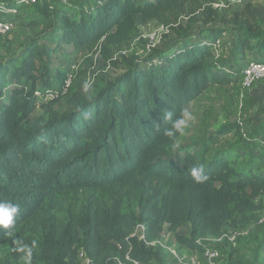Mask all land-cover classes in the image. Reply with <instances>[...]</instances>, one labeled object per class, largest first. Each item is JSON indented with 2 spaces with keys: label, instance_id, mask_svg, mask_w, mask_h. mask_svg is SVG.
I'll return each mask as SVG.
<instances>
[{
  "label": "trees",
  "instance_id": "obj_1",
  "mask_svg": "<svg viewBox=\"0 0 264 264\" xmlns=\"http://www.w3.org/2000/svg\"><path fill=\"white\" fill-rule=\"evenodd\" d=\"M216 1L82 0L77 11L60 10L58 31L66 43L94 48L122 68L92 91L73 92L69 109L55 107L60 98L44 101L37 94L59 86L44 51L34 53L29 44L0 57V201L20 206L14 230L6 236L0 229V247L35 240L32 264H81V249L93 264H167L152 244L166 227L196 251L198 239L240 229L246 213L263 211L264 173L215 148L221 136L239 133L240 123L224 122L194 150L177 147L181 134L175 143L163 136L170 126L162 120L165 111L175 119L210 85L236 80L237 71L219 65L213 51L227 32L241 58L252 54L264 62V4L243 2L219 19ZM51 8L43 0L45 17ZM140 20L174 31L176 42L145 60L115 58V47L142 39ZM191 167L208 179L195 182ZM187 225L188 235L181 233ZM222 250L224 264L258 261L237 245ZM21 257L13 252L0 264H25Z\"/></svg>",
  "mask_w": 264,
  "mask_h": 264
},
{
  "label": "rangeland",
  "instance_id": "obj_2",
  "mask_svg": "<svg viewBox=\"0 0 264 264\" xmlns=\"http://www.w3.org/2000/svg\"><path fill=\"white\" fill-rule=\"evenodd\" d=\"M219 1L223 4L218 8L219 19L230 17L234 11L242 8L243 2H251L254 5L264 4V0ZM49 2L53 13L48 17L44 16L40 1L34 4H18L15 13L4 12L3 7L0 6V20L14 23L10 32L0 33V57L7 56L21 47L31 44L34 53L40 50L45 52V59L50 65L56 85H60L68 72H73L74 80L69 93L62 96L55 104L57 109L65 110L71 108L68 103L71 94L75 91L84 92L83 85L85 83L90 85L87 92L92 91L97 83L114 79L122 72V68L112 66L99 53H96L94 48H76L73 44L66 43L62 34L59 33V11L62 9L69 13L77 11L82 0H72L68 4H62L56 0ZM36 20L40 24L31 26V22ZM185 21L186 19L182 18V22ZM139 25L142 39L135 38L115 47L112 51L115 58L126 55L145 60L153 55L155 50L168 49L177 40L174 31L170 29L163 31L162 25L156 21L143 23L140 20ZM219 25L221 23L216 22L212 26ZM154 32L160 33V37L156 41V45L151 46L147 37ZM213 51L216 57L215 61L219 65L226 70L237 71L236 76L234 75L236 80L228 85H210L200 97L186 106L185 110L193 118L189 127L180 135L177 147L186 146L187 149L194 150L193 147L198 142L209 139L224 122H238L241 125L240 132L221 136L215 148L229 149L228 152L238 165L252 163L255 169L264 173V79L256 81L250 88L243 86V67L247 60L254 57L251 54L245 60L241 58L234 49L233 33L227 32L217 40ZM10 82L13 83L12 78H10ZM40 114L41 110L38 109L33 116L36 117ZM261 213L262 211H256L255 215L249 213L243 216L240 229L244 234L236 244L249 256L256 254L258 256L256 264H264V227L253 225ZM137 233L140 235L139 229ZM181 233L188 235L190 233L189 226H185ZM159 241L164 242L167 246L177 247L174 245L175 239L167 227L161 232ZM12 248L10 245L1 246L0 260L13 254ZM161 250L164 262L174 264L170 251L163 247ZM225 260L226 258L224 262Z\"/></svg>",
  "mask_w": 264,
  "mask_h": 264
},
{
  "label": "built area",
  "instance_id": "obj_3",
  "mask_svg": "<svg viewBox=\"0 0 264 264\" xmlns=\"http://www.w3.org/2000/svg\"><path fill=\"white\" fill-rule=\"evenodd\" d=\"M43 2V0H23L22 4H34L37 2ZM50 1V0H48ZM62 4L71 3L72 0H56ZM241 0H234V2H238ZM18 5V4H16ZM16 5L8 6L5 4H0L3 7L4 12L11 11L12 13L16 12ZM216 8H220L223 6L222 2L217 0L214 3ZM14 27V23L8 20H0V33H8ZM161 29L163 31H167L169 28L162 26ZM160 37V33L154 32L150 34L147 38L149 44L151 46L156 45V41ZM243 77L242 84L244 87L250 88L252 87L256 81L260 79H264V62L256 61L254 59L247 60L243 67ZM74 74L73 72H68L65 75V78L62 80L60 85L57 88H53L47 90L45 92H37L40 99L44 101L61 98L62 96L69 93L70 88L73 84ZM257 223L264 227V209L261 215L257 218ZM140 230V235L137 233V230ZM144 227L143 225H138L136 228V235L139 236L140 239L144 238L143 233ZM243 232L241 229L235 230H225L219 237H207L200 238L198 242L201 244L202 249L192 251L185 246L180 245L175 241L173 246H167L164 242L159 241V238L155 240L152 244L157 245L160 249L161 247L167 249L171 253V260L174 264H224V259L226 258V254L223 252V246H236L237 241L243 236ZM79 259L81 264H93L91 259L87 256L86 252L81 249L79 251ZM136 264H140L136 262Z\"/></svg>",
  "mask_w": 264,
  "mask_h": 264
},
{
  "label": "clouds",
  "instance_id": "obj_4",
  "mask_svg": "<svg viewBox=\"0 0 264 264\" xmlns=\"http://www.w3.org/2000/svg\"><path fill=\"white\" fill-rule=\"evenodd\" d=\"M89 87L90 85L85 83L83 85L84 91L87 92ZM165 113H163L162 120L167 119L170 122V126L164 128L163 136L175 143L177 135L184 133L193 117L187 110H182L175 119H173V113L171 111H165ZM188 171L197 183H204L208 179V176L204 174L202 168L191 167ZM19 211V204H14L11 201H0V229L6 230V236L9 235L11 230H14ZM12 243L14 244L12 251L21 253V258L25 264H32V253L33 249L37 246L36 241L33 240L31 245L22 243L18 239L13 240Z\"/></svg>",
  "mask_w": 264,
  "mask_h": 264
},
{
  "label": "crops",
  "instance_id": "obj_5",
  "mask_svg": "<svg viewBox=\"0 0 264 264\" xmlns=\"http://www.w3.org/2000/svg\"><path fill=\"white\" fill-rule=\"evenodd\" d=\"M249 213H250V215H255V214H256V212H248V213H246V214H249ZM246 214H245V215H246ZM245 215H244V216H245ZM254 222H255V223H253V225L256 226V227H257V226H258V227H259V226H262V225L258 224L257 221H254ZM262 227H263V226H262Z\"/></svg>",
  "mask_w": 264,
  "mask_h": 264
}]
</instances>
